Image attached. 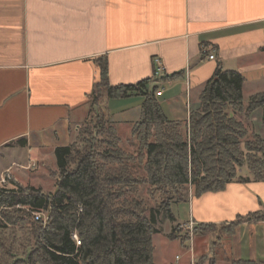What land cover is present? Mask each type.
I'll list each match as a JSON object with an SVG mask.
<instances>
[{
    "label": "crops",
    "instance_id": "0c3cea01",
    "mask_svg": "<svg viewBox=\"0 0 264 264\" xmlns=\"http://www.w3.org/2000/svg\"><path fill=\"white\" fill-rule=\"evenodd\" d=\"M154 56L162 59L163 77L154 76ZM101 58L108 62L112 85L151 79L166 116L187 123L219 63L244 76V98L264 92V0H0V178L9 170L25 185L13 166L40 169L58 146L72 142L71 130L90 108ZM143 99L105 100L119 135L121 127L131 131ZM189 190L185 200L171 205L174 222L157 225L156 264H191L202 257L198 264H210L211 258L215 264L264 261L263 221L242 222L218 242L205 232H193L184 245L168 237L174 226L221 225L264 212V181L230 182L224 190L197 196ZM182 202L185 219L178 218ZM159 236L164 244L178 245L181 255L158 260Z\"/></svg>",
    "mask_w": 264,
    "mask_h": 264
},
{
    "label": "trees",
    "instance_id": "16d2710c",
    "mask_svg": "<svg viewBox=\"0 0 264 264\" xmlns=\"http://www.w3.org/2000/svg\"><path fill=\"white\" fill-rule=\"evenodd\" d=\"M99 66L100 79L91 93L93 105L110 98L144 97L139 119L131 129L136 150L130 153L121 146L117 128L102 109L93 112L89 121L96 133L106 137L102 143L88 140L90 147L82 153L74 150L76 141L55 149L53 193L13 179V187L0 186V217L4 222L12 223L8 210L22 207L49 213L48 224L37 236V247L12 264H156L153 236L159 232L158 219L154 212L148 213L144 199L136 196L143 186H149L151 196L161 194L157 213L165 212L166 218L174 221L171 205L185 200L189 187L197 196L224 190L230 182L264 181V138L254 133L252 139L244 141L247 126L237 117L245 114L248 118L262 109L264 122V92L251 95L245 105V78L240 72L224 69L219 63L199 95V108L183 123L166 116L157 99L159 87L148 88L151 79L112 85L107 60L99 59ZM79 136L80 130L77 139ZM130 162L142 166L143 171ZM245 165L253 179L238 173ZM252 221L264 222V213L238 215L221 225L231 235L236 226ZM215 226L198 224L196 230L205 232ZM175 229L168 237L184 245L188 234ZM0 251L5 252L0 257L9 256L1 242ZM230 263L264 261L231 259ZM210 264H215L213 258Z\"/></svg>",
    "mask_w": 264,
    "mask_h": 264
},
{
    "label": "rangeland",
    "instance_id": "374dc122",
    "mask_svg": "<svg viewBox=\"0 0 264 264\" xmlns=\"http://www.w3.org/2000/svg\"><path fill=\"white\" fill-rule=\"evenodd\" d=\"M249 101L248 95L244 98V104L246 105ZM183 102V109L181 110V117H185V99L182 100ZM131 106H136V103H131ZM102 109H104V104L101 105H93V103H90V108L88 109V113L86 116L79 122V125L77 128H73L71 130L72 134V142L76 143L73 145L74 150L78 153L84 152L86 149H89L90 145H88L89 141L93 140L95 144L98 142L99 144L106 139L104 136H100L98 133H96L92 126L93 124H90V118L93 117L95 113H99ZM94 112V114H93ZM135 114V110L132 109V117ZM132 117H129L130 119ZM239 119L244 121L245 125L247 126L248 134L245 140L252 139V136L254 133H258L260 136L264 134V122L262 121V109H259L258 111L252 113L248 118L245 116V114H239L237 115ZM80 130V136L78 137ZM185 131V129H183ZM120 137H121V146L128 152L133 153L136 150V142L134 139H132L131 131L127 128L121 127L120 131ZM264 138V137H263ZM89 140V141H88ZM70 143V144H71ZM62 144H67V141L63 140ZM63 146V145H61ZM241 148L244 149V145L242 143ZM92 150V148H90ZM97 149L94 148L93 151H96ZM244 152L246 153V150L244 149ZM27 150L24 151V158H26ZM51 156V157H50ZM47 158L45 157L43 159L42 166L40 169H38V164H32L27 165V168L34 169L30 170H19L16 168V166H13V173L16 174V176L19 178V180L25 184V185H33L36 187H40L46 192H54V181L56 182L55 178V172L57 171L56 167V160L54 155H51ZM131 163V162H130ZM132 167L138 169L140 172H142V166L136 165L135 163H131ZM9 171V170H8ZM27 173V174H26ZM238 173L247 176L250 175V177L253 179V176L250 174V171L248 170L247 166H243L241 168H238ZM10 176L7 175V171L4 173V175L0 178V186H6V187H13L11 184V179L14 180L11 172L9 171ZM54 174V175H53ZM3 178L6 179V182H3ZM149 186H143L136 195L139 198L144 199V202L146 206L148 207V213L151 212L156 215L158 219V226L160 223H162L163 219H167L166 213L162 212L161 214L157 213V208L159 207V203H161V194L156 193L154 196L150 195L148 192ZM187 194H190V190L188 188ZM23 210H17L13 209L11 211L8 210L7 217L11 219L12 223H6L4 222L0 217V225H4L0 229V242L1 246L5 249L6 253L9 254V256H2L0 257V263L1 264H12L15 259L17 258H25L28 253L37 247L38 239L37 236L39 235V232L43 230V228L48 224L49 222V213L47 211H33L31 209H28L26 207H22ZM180 209H181V215L178 217L179 219H185L187 218V205L185 203H180ZM36 212H41L42 216L41 218H36ZM264 213V212H261ZM172 223L174 221H171ZM198 225H193L191 229H187L186 227H180V226H174L176 229V233H181L182 235H187L190 237V235L193 232H202L200 229L196 230V227ZM226 230H229L225 228L223 225H216L215 227H210L205 230V233H209L213 236L214 240L216 242L220 241L222 237L225 235H228V232L226 233ZM204 233V231H203ZM162 236L156 237V242L158 244L157 247V258L158 260H162V258L170 259L178 254L181 255L182 250L181 248L176 244H164ZM0 253H5L4 251H0ZM206 258V257H205ZM204 260V257L200 258L197 261H194L191 264H198ZM18 264H23L22 262Z\"/></svg>",
    "mask_w": 264,
    "mask_h": 264
},
{
    "label": "built area",
    "instance_id": "2783aa9c",
    "mask_svg": "<svg viewBox=\"0 0 264 264\" xmlns=\"http://www.w3.org/2000/svg\"><path fill=\"white\" fill-rule=\"evenodd\" d=\"M209 59H214L215 56L214 54H210ZM153 65H154V76L155 77H163L165 75V68L162 62V59L159 56H154L153 57ZM151 86H149L148 88H150ZM160 91L157 92V94H159ZM7 175L10 176L9 171H7ZM3 182H6V179L3 178ZM42 213L41 212H36V218L39 219L41 218ZM193 226V222H190V227L189 229H191ZM180 227H184L183 225H180ZM76 237V236H75ZM77 238V237H76Z\"/></svg>",
    "mask_w": 264,
    "mask_h": 264
}]
</instances>
